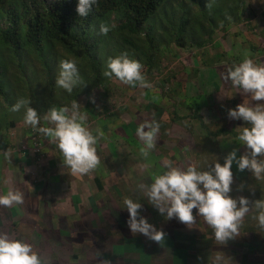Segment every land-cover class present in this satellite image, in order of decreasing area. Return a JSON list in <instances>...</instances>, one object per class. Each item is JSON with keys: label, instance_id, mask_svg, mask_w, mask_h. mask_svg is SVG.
<instances>
[{"label": "rangeland", "instance_id": "1", "mask_svg": "<svg viewBox=\"0 0 264 264\" xmlns=\"http://www.w3.org/2000/svg\"><path fill=\"white\" fill-rule=\"evenodd\" d=\"M193 9L198 11L197 7H193ZM246 16L247 18H249V16L251 17L250 30H248V22H244L241 25H231V27H228V30H226V27H219L214 30V35L211 40L206 47L202 49L195 47L181 50L174 46L171 54L166 53L158 70H154L152 74H145V71H142L147 81L149 80L148 82L152 85L151 88H141L139 86L132 87L120 82L116 78H111L108 82L109 84H107L104 89L96 88L91 94L80 96V98L75 100L80 104V111L87 112L85 126L92 131L94 135H96L97 129L104 132V136L99 138L96 144V149L99 150L97 151V155L100 158V164L95 170L89 173H102L104 178L109 181L110 185L105 183L108 190L105 191L103 198L98 200L99 205H103L105 208L98 207L97 209L96 207L94 215H90L94 219V222H96L93 226H100V229H102L106 228V224L105 226L103 225L105 221H109L110 219H117L116 221H118L122 219L126 209L123 203L125 198H131L141 203L142 208L140 211H143L142 209L145 204L141 202V198L143 195L146 196L147 187L153 182V177L162 174L166 170L162 164L164 165V156L167 157L171 154L170 149H172L178 157L184 153V155L190 159L189 165L195 164L193 155L194 150L192 149L203 152L205 150L215 151V149L217 150V148H219V153H221L223 158L234 148L239 149L237 153L238 156L246 151L245 146L240 145L238 137H233L231 135L220 137L209 136L208 132L201 127L199 120L194 118V114L199 113L212 132L227 128L240 132L243 127L248 125L243 120L229 119L227 110L235 108L238 104L243 103L246 106H255L257 103L264 104V101H247V97L251 98L249 94H245V100H237L236 96L244 92L241 91L242 89L232 86V84L231 89L224 88L222 80L220 79L224 70H219V68L213 69L216 71V73L213 74L211 72L212 69L208 67L202 68V61L206 60L213 62L215 66H224L222 68H226L227 71L229 68L241 63L246 57L251 58L257 65L264 66V0H248ZM113 23H115L114 20ZM0 26L3 28L5 27L4 21H0ZM253 26L255 29L251 30ZM225 31L228 33L226 34ZM251 44L257 47L258 50L252 52L250 50ZM219 56L224 57L219 59ZM22 63H24L22 68L23 73L30 71L29 65H32L31 67L33 70H40V66L36 63L28 64V62H19L18 58H16L15 63L10 60L9 63H7V76L11 82L15 81L14 77L18 74L22 75L21 72L17 70L19 64ZM196 70L199 73H195ZM43 78V75H41L38 83L39 89L43 88V83L45 82ZM166 79H169V83H164ZM28 82L30 83V81ZM159 82H163L164 86L162 87L160 85V88L153 85L159 84ZM57 89H60L62 92L60 99L65 102L66 93L64 89L59 87H57ZM12 92L17 95V98H21L17 84H14ZM28 94L29 93L26 92L25 99H30ZM142 98H148L152 104L151 107L154 106L156 108V110L154 108L150 109L149 116L152 119H154V117L157 118L156 120L160 124V127H163L166 131L164 135H166V138H169L168 143L171 145L166 147L163 146L164 152L161 154L162 157L159 162H157L158 159L154 160L150 155L148 158H144L140 154L139 147H141L142 141H140L136 135L137 128L132 126L134 122L136 123L137 111L140 107L138 104L141 103L140 100H142ZM173 100L176 102V109L172 105ZM59 101L61 102V100ZM184 101L185 104H188L187 106L182 105ZM0 103L2 104V108H6L2 96H0ZM29 106L31 107L33 105L30 103ZM105 108H109L113 113H119L120 108H124L125 112L119 120H112V118H106ZM173 108L177 116L182 118L178 120L177 123L167 121L165 118L166 115L175 117V115L172 114ZM33 109H35L41 117L40 124L37 126L38 128L54 126L44 118L48 111H42L41 107L37 105ZM24 114L25 109H21L19 112H13L11 116L7 117L9 121L15 120L16 125L13 129L5 130L4 135L0 136V143L8 141L11 144V150L10 148L3 150H10L7 155V161H10L8 164L11 165V167L13 166L15 175L18 177L20 176V179L23 181V185L20 186L18 191L24 194L23 206L26 207L29 213H24V218H22L21 222L18 219V225H13L10 224L12 223L10 211L8 209H2V218L6 226L0 225V234H7L10 239H18L31 244L33 250L40 255L43 262L45 260L44 256L51 253L52 250L55 251L57 249L55 248L56 242L76 246V241L81 236V229L87 228V225L81 221L84 218L83 216H68L66 220L63 219L59 221L61 222L59 233L45 230L44 225H46L49 216L44 213L47 194V183H45V181L50 180L51 175L55 176L59 174V172L52 166L49 160L52 156L50 153L48 154L46 150L41 151L44 155L40 163H37L38 166L34 164L36 162H34V157H32L31 162L34 164L32 167L28 166L26 168L27 165H24V170H19L16 167L18 165H23L22 161L26 160L25 157L27 152L32 151L33 154L35 153L37 157H39L42 148L41 142L47 140V138L43 139V134L40 133L39 135L31 132V130L33 132L38 131L24 122ZM118 128L122 131L121 133L119 131V134L115 133V130ZM180 144L184 146L183 152L178 149L180 148ZM43 146H45V144H43ZM176 146H178V148ZM48 149L52 152V155L58 156L57 148L48 146ZM212 153L213 154H207L206 152L203 154L202 158L204 163L200 166L201 170H207L212 163L221 160H219V158L214 159L215 153ZM106 155L111 156V159H105ZM35 159L39 161V159ZM60 159L62 160L63 157L61 156ZM39 164L47 165L45 172L40 173V175H38V171L40 170ZM48 167L52 170L50 174L47 175ZM233 167H235L236 173V176L233 174L234 178L244 176L245 171L239 172L235 164H233ZM2 168H6L5 161H0V192H2L1 189H5V183L9 178V174L4 173ZM63 170H66L67 173L69 172L64 165ZM19 173H21V175H19ZM31 173L34 175H31ZM97 174H95V176ZM93 177L94 174L92 175V179L86 177V181L92 182ZM141 185L144 187L141 188ZM117 187H120L123 192L127 190L123 196L117 192L115 189ZM9 190L11 189H9L8 186L7 191ZM31 192H34V196L30 195ZM240 192L242 191L232 190L230 195L235 197L237 194L241 195ZM244 192L246 193L245 197H248L250 201L264 199V180L254 181L252 185L245 188ZM4 194H6V192H4ZM27 195L30 197L29 201H27ZM50 197L54 199V196ZM106 198L113 199L114 206L117 208L113 210L109 206V209H107V205H110L112 202L107 201ZM145 198H147V196ZM120 201L122 202L121 205L119 204ZM120 206H124V208ZM250 207H252V205H250ZM32 208L33 212L31 211ZM48 211L52 214L55 212V208H52V206L48 204ZM20 212L21 210L19 213ZM257 212L258 210L255 208L251 210L245 217L243 226L249 229H258L259 233H261L258 239L261 238L263 240L261 244L264 247V231L257 227V222L252 218ZM195 213L196 210H193V214ZM53 216L51 215V217ZM56 217L57 216H54L53 218L56 219ZM53 218L51 221L49 220V223L54 224L57 228L59 222ZM158 218H161V215L158 216ZM84 219L90 220V217L86 215ZM199 220L200 219L196 220V222ZM76 226L79 228L78 230H76ZM83 232L86 233L87 229H83ZM92 232L94 235L104 234L106 236L107 234V232L105 234L96 229H93ZM114 234L119 235V232L116 231ZM249 237L252 239L255 235L252 234ZM64 238L69 241H65ZM127 239L128 240H125L124 246L128 249L136 247V243L138 245L141 244L133 241L132 238ZM149 240L153 242V240ZM191 244V242H188L187 245L177 246L176 248L185 249L191 246V251H193L192 248L194 246ZM245 247L246 246L242 248ZM67 248L69 250L65 251L73 256L75 248L69 246H67ZM247 248L251 249L252 246H247ZM59 251L65 253L63 249ZM176 253L178 254V251H176ZM241 254L236 253L237 256H241L248 260L246 264H254L249 261L250 258L257 261L256 264H264V262H259V259H264V255L258 250H254L249 254L242 251ZM71 260H73V258ZM202 264L211 263L207 260H203ZM239 264L245 263L241 262Z\"/></svg>", "mask_w": 264, "mask_h": 264}, {"label": "trees", "instance_id": "2", "mask_svg": "<svg viewBox=\"0 0 264 264\" xmlns=\"http://www.w3.org/2000/svg\"><path fill=\"white\" fill-rule=\"evenodd\" d=\"M77 5L78 0H0V21H4L5 25L4 28L0 26V96H2L6 104V108H2L0 103V136L4 135L6 129H13L16 125L15 120L9 121L7 118L13 114L11 107L19 99L12 92L14 84L18 85L21 98L25 97L26 92L29 93L28 96L33 105L31 106L32 108L37 105L41 107L42 111H48L51 107H71L72 102L80 98V96L91 94L96 88L104 89L109 84L110 79L115 78V76L111 78L103 76L109 58H115L127 53L130 59L137 60L143 65L142 71H145V74H152L154 70L160 68L166 53L171 54L174 46L181 50L195 47L202 49L211 40L215 29L226 27V30H228L231 25H241L244 22H248V30H250L251 23V15L249 18L246 16L248 0H97L87 17H79L76 11ZM193 7H197L198 11H195ZM112 19L115 23H113ZM102 23L112 26L107 36L100 34L99 29ZM252 29H255L254 26ZM225 33L227 34L228 32L225 31ZM250 48L252 52L258 50L253 44H251ZM223 57L219 56V59ZM16 58H18L19 62L36 63L40 66V70H33L32 65H29L30 71L23 73L24 63L19 64L17 70L22 75L18 74L14 77L15 81L11 82L7 76V63L10 60L15 63ZM63 59L76 61L81 79V83L77 84L71 93L64 90L66 93L65 102L60 99L62 92L57 89L55 83L59 73V62ZM203 67L212 69L211 72L213 74L216 73L213 70L216 68L224 70L223 73L227 72L226 68H222L224 66H215L213 62L206 60L202 61ZM195 73L199 72L196 70ZM41 75H43V81L45 82L43 83V88L39 89L38 83ZM220 79L225 89H231L230 81L226 82L222 77ZM164 83H169V79H166ZM164 83L159 82V84L153 85L161 88ZM245 94H238L236 99L245 100ZM247 99V101L252 100L249 97ZM174 100L172 105L176 109L177 105ZM140 101L136 123L134 122L132 126L138 128L145 121L151 122L155 120L158 122L156 117L152 119L149 116L150 109L154 108L156 110V108L154 106L151 107L152 104L148 98H142ZM182 105L187 106L188 104H185L184 101ZM174 108L172 114L175 117L166 115L165 118L167 121L177 123L182 118L177 116ZM104 111L106 118H112V120H119L125 112L124 108H120L119 113H113L109 108H105ZM194 116V118L199 120L201 127L208 132L209 136L231 135L238 137L242 132V130L236 132L228 128L212 132L199 113H195ZM119 131L120 133L122 132L118 128L115 133L119 134ZM31 132L39 134V132H33L32 130ZM165 132L164 128L160 127L156 147L150 153L154 160L158 159L157 162L161 160V154L164 152L163 146L170 145L168 143L169 138L164 135ZM181 145L180 148L176 147L183 152L184 146ZM52 146L54 147V144ZM142 146L143 143H141ZM8 148L12 149L8 141L0 143V161H5L6 165V168L2 169L4 173L10 175L12 180L17 181L13 166L11 167L8 164L10 161H7V155L10 150H3ZM170 150L171 154L167 157L164 156V158L173 161L174 166L186 169L189 166L190 159L184 153L178 157L172 149ZM192 150H194L195 164L200 169V166L204 163L202 156L206 152L207 154H213L212 152H214V159L219 158V160L221 159L219 163H224V158L219 153V148L215 149V151L205 150L203 152H198L197 149ZM33 156L32 151L27 152L26 160L22 161L23 165L16 167L19 170H24L26 164H29V160ZM162 166L164 165L162 164ZM232 171L235 175V167H232ZM253 179L258 181L248 170H245L243 177L234 178L232 190L242 192H240L241 195L237 194L233 198L245 197L246 193L244 190L253 184ZM103 182H107L110 185L106 178L103 179L102 173L95 176V184L99 190H104ZM241 184L244 185L243 190L239 188ZM145 197L143 195L141 198V202L145 205L140 214L146 217L148 222L153 224L157 230H162L165 233V239L174 242L176 240L171 236L175 234L177 240H179L178 236L186 240L184 237L186 230H195L194 227H196L198 242L208 248L216 249L218 245L214 237H212V230L206 228L205 223L199 220L192 228H188L176 218L168 221H165L163 216L158 218L160 216L158 210ZM110 207L113 210L116 208L113 203H111ZM250 208L251 210L254 209L253 206ZM2 209L10 211L12 221L10 224L13 225H18V219L21 222L22 218H24V213H29L24 206H13L11 208L0 206V225L3 226L6 225L2 218ZM20 210L21 212L19 213ZM194 216H196V213ZM128 218L129 213L125 209L122 219L118 221H116L117 219H110L105 221V223L110 229L114 227L116 230H121L128 227ZM198 219H200L199 216H196V220ZM252 234L255 237L250 239L249 236ZM260 234L258 229H249L242 225L239 236L231 241L229 240L226 245L222 246H229V248L246 246L244 248L246 254L258 250L264 255V247L261 244L263 240L261 238L258 239ZM99 236H101L100 239L107 237L104 234ZM65 241L69 240L65 239ZM247 246H252L251 250H248ZM64 250L68 251L69 249L66 246ZM49 255L53 257L52 262L49 264H88L87 262L82 263L76 254L72 256L66 251L65 257H61L57 249L55 251L52 250ZM72 258L73 260H71ZM42 264L48 263L44 260Z\"/></svg>", "mask_w": 264, "mask_h": 264}, {"label": "clouds", "instance_id": "3", "mask_svg": "<svg viewBox=\"0 0 264 264\" xmlns=\"http://www.w3.org/2000/svg\"><path fill=\"white\" fill-rule=\"evenodd\" d=\"M96 3L97 0H78L76 11L79 17H87ZM111 27L102 23L100 34L107 36ZM142 68L143 65L139 61L130 59L127 53H123L108 59L103 76L109 78L115 76L120 82L132 87L151 88L152 85L142 73ZM222 79L242 89L253 101H264V66L257 65L251 58L246 57L238 65L229 68L222 74ZM55 83L68 93L81 83L75 60L63 59L59 62V73ZM30 103V99L19 98L12 105L11 111L19 112L25 109L24 122L38 131L39 135L43 134V139L47 138L41 142L42 147L48 140L52 141L49 145L51 147L56 143L55 148L60 150L63 157L62 164L72 176L86 175L99 166L100 158L97 155L96 144L98 139L104 136V132L97 129L94 135L85 126L87 112L80 111V104L75 101L71 107H51L44 118L54 126L38 128L41 117L29 106ZM227 116L232 120H243L248 125L242 128L238 136L240 145L246 148L243 154L238 156L239 149L234 148L224 157L223 164L215 161L207 170H201L196 164H190L186 169H182L174 166L173 161L165 159L164 167L167 170L153 177V182L147 187L146 192L148 202L158 210L165 221L176 218L180 223L192 228L196 223V216L202 217L212 230V237L217 245H226L229 240L239 236L245 217L251 211L250 205L258 210L252 218L257 222V227L264 231V199L250 201L248 197L233 198L230 195L234 182L233 164L239 172L248 170L256 180H264V104L257 103L255 106L238 104L235 108L227 110ZM159 130L160 124L155 120L145 121L136 129V135L143 143L140 154L144 158H148L155 149ZM41 151L42 148L39 157L34 153V159H39L34 160L37 163L43 158L44 154ZM243 187L241 184L240 190H243ZM23 203L24 194L18 190H9L6 194L0 195V206L5 208L20 206ZM123 203L129 213L127 226L133 235L143 234L159 243L165 240V233L157 230L140 214L141 203L131 198H125ZM193 210H196V216ZM81 233H84L83 230ZM69 247L75 248L73 254L75 255L78 248L72 245ZM226 250L234 252L233 264L248 262L236 255L245 251L244 248L234 247ZM60 254L64 257L65 253ZM97 255L101 253L98 252ZM197 259L203 261L202 257L198 256ZM228 259L230 258L217 254L214 257V264H220L221 261L230 264ZM250 259L249 261L254 264L257 263L253 258ZM259 262H264V259H259ZM0 264H42V260L31 244L10 239L7 234H0ZM103 264L108 262L104 261Z\"/></svg>", "mask_w": 264, "mask_h": 264}, {"label": "crops", "instance_id": "4", "mask_svg": "<svg viewBox=\"0 0 264 264\" xmlns=\"http://www.w3.org/2000/svg\"><path fill=\"white\" fill-rule=\"evenodd\" d=\"M50 143H52V141H46V143H44L46 145L42 147V151L46 150L48 154L50 153L52 157L49 158V160H53L52 166H54L58 170L59 174H56L55 176L51 175L50 180L45 181V183H47V194L44 213L45 215L48 214L49 216L44 227L45 230L56 231L59 233V228L61 225V222H59L60 220H66L68 216H83L84 218H86V215L89 216L90 220H86L84 218L81 220L82 223L87 225V228H82L81 230L87 229V232L81 233V236L76 241V247L78 248V250H76V256H79V259L82 261V263L87 262L88 264H103L104 261H107L108 264H202V261H198L197 259V257L199 256L202 257L203 260H207L208 258V261L211 264H214V257L217 254H221L226 258H230L228 259V262H230V264L235 263L234 252L231 250H226V248H229V246L218 245L214 250L208 248L207 246L201 245L197 239L196 227H194L195 230H186V233H184V237L186 238V240H184V238H180L179 236V240H177L174 234L171 237L176 241L172 242L168 239H165L160 243H156V241L150 242V240L143 234L137 233L133 235L129 227L123 228L121 230H116L114 229V227L110 229L107 225L106 228L102 229H100V226H93L96 222H94V219L90 215H94L96 207L97 209L98 207L105 208L103 205H99L98 200L102 199L105 191L108 190L105 186V183L107 182H103L104 190H99L97 186H95L94 179L95 174H100V172H91L92 175L94 174L92 182L86 181V177L92 179V175L90 173L82 176H72L70 174V171L67 173L66 170H63L62 160L60 159V150L58 148L56 149L58 156L54 154L52 155V152L48 149ZM55 146H57L56 143L54 144V147ZM105 159H111V156L106 155ZM34 164L37 165V162ZM34 164L29 161V164H26V168L28 166L32 167ZM46 166L47 165L39 164L40 170L38 171V175L45 172ZM51 170L52 169L48 167L47 175L50 174ZM31 175L34 174L31 173ZM102 177L103 179H105L103 174ZM17 179H19L18 176ZM21 181L20 179L14 181L10 178L9 175V179L5 183L6 187L5 189H1L2 192H0V195H4V192L7 193L8 186L11 190H19L20 186L23 185V181ZM115 189L121 196H123L127 191L125 190L123 192L120 187H117ZM30 195L34 196V192H31ZM50 196H54V199ZM26 198L27 201H29V195H27ZM106 199L107 201H111L114 206L113 199ZM121 203L122 202H119L120 205ZM48 204L49 206H52V208H55V212H53L52 214L48 211ZM110 205L108 204L106 208L108 209ZM120 207L124 208V206ZM31 211L33 212V208ZM51 215L57 216L56 219L53 218L54 216L51 217ZM52 218L59 222L57 224V228L54 224L49 223V220L51 221ZM199 218L201 222L205 223L202 217ZM105 224L106 223L104 222L103 225L105 226ZM206 228H209L207 224ZM78 229L79 228H77L76 230ZM93 229L100 230L105 234L107 232V237L100 239L101 236L99 235L101 234L94 235L92 232ZM116 231L119 232V235H116L117 233L114 234ZM127 238H132L133 241L139 242L141 244L138 245L136 243V247H134L133 249H128L124 246L125 240H128ZM188 242H191V245L194 246L192 248L193 251H191L190 245H188L190 247L185 249L176 248L177 246L187 245ZM66 246L68 245L62 244L61 242H56L55 248H57V251L59 252V250L64 249V247ZM176 251H178V254L176 253ZM98 252L101 253V255L98 256ZM44 258L48 264L51 263L53 259V257H51L49 254L44 256ZM220 264H224V261H221Z\"/></svg>", "mask_w": 264, "mask_h": 264}]
</instances>
